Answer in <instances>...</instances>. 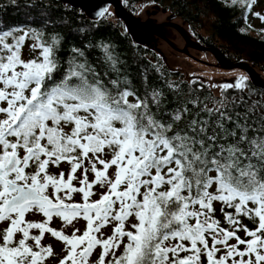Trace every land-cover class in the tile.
Segmentation results:
<instances>
[{
	"label": "snow or ice",
	"instance_id": "snow-or-ice-1",
	"mask_svg": "<svg viewBox=\"0 0 264 264\" xmlns=\"http://www.w3.org/2000/svg\"><path fill=\"white\" fill-rule=\"evenodd\" d=\"M230 4L264 24V0ZM59 45L0 29V264H48L46 234L57 264H264V100L247 77L210 99L161 65L133 77L104 44L65 66Z\"/></svg>",
	"mask_w": 264,
	"mask_h": 264
},
{
	"label": "trees",
	"instance_id": "trees-1",
	"mask_svg": "<svg viewBox=\"0 0 264 264\" xmlns=\"http://www.w3.org/2000/svg\"><path fill=\"white\" fill-rule=\"evenodd\" d=\"M120 1L129 13L139 18L143 7L159 8L172 14L189 28L198 43L220 51L225 59L248 63L262 79L264 32L260 30L264 24L252 16H248L245 23L241 10L238 6L233 7L230 0ZM254 10L258 11L257 8ZM248 24L253 27L249 29ZM0 29L38 31L49 42L52 37L58 38L60 45L57 55L65 66L73 57V48L85 50L89 59L94 61L102 51L100 46L108 45L127 65L133 77L145 66L161 65L168 78L182 87H187L190 80H196L193 87L203 85V95L208 96L210 93V99L219 98V92H214L203 80L187 79L182 72L169 67L161 50L157 48V51L152 46L155 41L153 38L150 44L134 41L128 28L116 18L114 9L112 11L109 7L105 17L90 18L79 8L60 0H0ZM24 55L25 58L32 55L27 47ZM236 80L224 79L223 83ZM245 95L264 100V88L255 86L247 77Z\"/></svg>",
	"mask_w": 264,
	"mask_h": 264
},
{
	"label": "rangeland",
	"instance_id": "rangeland-1",
	"mask_svg": "<svg viewBox=\"0 0 264 264\" xmlns=\"http://www.w3.org/2000/svg\"><path fill=\"white\" fill-rule=\"evenodd\" d=\"M109 8L113 11L112 7L109 6ZM143 9L145 10V13L143 12ZM143 9H141L140 11L141 18H137H139L143 22L153 23V25L161 24L159 28L153 29L154 31L159 32V35L154 34V31L148 33L139 29H137L136 32L140 33L141 37H145L151 42L153 38V40L155 41L153 42L152 46L157 51V48H159L169 67L182 72L185 78L201 79L214 92H219L217 88H213L211 87V85L222 84L224 79H238L241 76H247V74L241 69L221 68L213 54L209 51L199 50L197 48L186 46L185 39L172 24H176L177 26L181 27L183 32L191 42H198L194 40L191 31L186 25H184L179 19L175 17L171 18L172 14L164 12L161 9L154 7H143ZM257 10L259 11L260 9L257 8ZM255 73L257 74L256 71ZM261 74V80L264 81V72H261ZM52 227L57 228L59 230L62 227L61 221H59L58 219H54ZM70 231V229H65L66 234H70ZM43 243L46 245L52 244L54 251L57 254L55 259L50 258L48 264H57L58 259L63 255L62 244L47 234Z\"/></svg>",
	"mask_w": 264,
	"mask_h": 264
},
{
	"label": "water",
	"instance_id": "water-1",
	"mask_svg": "<svg viewBox=\"0 0 264 264\" xmlns=\"http://www.w3.org/2000/svg\"><path fill=\"white\" fill-rule=\"evenodd\" d=\"M63 3L69 4L70 6L74 8H79L82 10L88 17L90 18H97L99 17L98 13L101 10H104L105 8H108L111 6L114 9V15L116 18L120 19L125 26L130 31V34L132 35V38L134 41L141 43V44H150L151 41H149L147 38L141 37V34L136 32V28H139V30H145L150 32H153L154 28H159L161 24L153 25V23H147L141 21L139 18L135 17L131 13H129L122 5L120 0H60ZM174 16L171 15V18ZM183 36L185 39L186 46L197 48L199 50H206L213 54L218 64L223 69H241L243 70L249 79L251 80L252 84H254L257 87L264 88V81L261 80L258 75L255 73V70L252 66L248 65L245 62L242 61H232L229 59H225L223 57V54L214 49L213 47H207L202 46L199 43H193L189 40V38L185 35L182 28L177 26L176 24H172ZM154 34H158L159 32L154 31ZM143 38V40H142Z\"/></svg>",
	"mask_w": 264,
	"mask_h": 264
},
{
	"label": "bare ground",
	"instance_id": "bare-ground-1",
	"mask_svg": "<svg viewBox=\"0 0 264 264\" xmlns=\"http://www.w3.org/2000/svg\"><path fill=\"white\" fill-rule=\"evenodd\" d=\"M137 29H139V28H136V31H137ZM142 31H144V32H148V31H145V30H142ZM149 33V32H148Z\"/></svg>",
	"mask_w": 264,
	"mask_h": 264
}]
</instances>
